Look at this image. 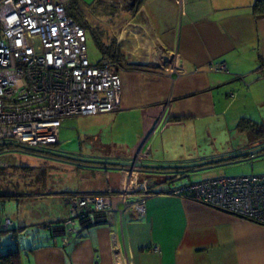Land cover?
<instances>
[{
	"label": "crops",
	"instance_id": "obj_1",
	"mask_svg": "<svg viewBox=\"0 0 264 264\" xmlns=\"http://www.w3.org/2000/svg\"><path fill=\"white\" fill-rule=\"evenodd\" d=\"M139 1L138 9L126 11L121 28L114 32L123 55L114 62L121 82L119 109L76 120L81 134L96 138L98 145H125L128 152L75 156L130 162L131 149L164 122L152 137L151 153L141 155L139 163H191L218 154L188 156L167 150L164 139H172V122L191 119L236 128L238 120L247 117L264 125V12L255 11L257 0ZM209 61H225L227 70H209ZM71 163L78 170L91 168L99 181L60 188L65 203L69 193L110 192L117 200L126 186L121 165ZM156 173H133L129 198L135 202L121 213L98 214L96 222L82 225L77 234L65 237L55 228L67 211L65 203L56 206L54 211L61 208L63 216L49 213L54 227L20 250L19 264H264V225L159 193L174 183V176L164 185ZM144 185L156 192L140 191ZM51 191L47 189V200L53 199L48 196ZM153 246L159 251H151Z\"/></svg>",
	"mask_w": 264,
	"mask_h": 264
},
{
	"label": "built area",
	"instance_id": "obj_2",
	"mask_svg": "<svg viewBox=\"0 0 264 264\" xmlns=\"http://www.w3.org/2000/svg\"><path fill=\"white\" fill-rule=\"evenodd\" d=\"M68 1L0 0V142L53 144L62 119L119 109L121 82L115 63L109 56L89 61L85 30L67 14ZM207 67L227 70L225 61H209ZM132 174L127 173L117 200L111 193L68 194L64 236L77 234L82 222H93L98 214L121 213L134 203L129 198ZM157 192L264 225V173L184 180ZM0 225L7 229L11 220L0 219ZM149 249L159 251L158 246Z\"/></svg>",
	"mask_w": 264,
	"mask_h": 264
},
{
	"label": "rangeland",
	"instance_id": "obj_3",
	"mask_svg": "<svg viewBox=\"0 0 264 264\" xmlns=\"http://www.w3.org/2000/svg\"><path fill=\"white\" fill-rule=\"evenodd\" d=\"M130 1L132 0H81V3L84 4L82 6L84 8V18L88 20L90 27L94 28L100 34L102 40L108 43L115 38L114 32L121 28L126 13L125 9ZM85 34L88 59L90 62L96 63L100 61L102 54L91 32L86 29ZM85 116H69L62 119L58 144L34 146V148L73 156L90 153L100 154L102 152H108L109 154L117 152L119 155H124V153L128 152V146H115L112 144L105 148L102 144L98 145L96 138L81 134L76 120L80 121ZM169 125L168 129L172 139H164V146L170 152L188 154V156L202 153L209 156L217 153L218 155L213 156L225 157L252 151L256 147L264 145V139L254 138L247 130L240 131L234 127V124L210 123L202 125L198 121L184 119L176 123L172 122ZM164 127V122L159 123L153 136L151 135L145 142L138 144L134 151L131 149L130 162H139L138 159L141 155L143 156V154L151 151L149 146L152 143V137L157 135ZM41 150L15 148L0 151V162H7L5 164L0 163V191L11 193V196L4 201L3 206L0 204V216L11 220L10 226L12 229L24 226L22 230L18 228L16 237L13 238L7 232L0 233L1 253L6 251L7 246L15 247L17 245L21 251L30 247L53 224L52 222L49 223L51 219H47L50 212L53 211L57 214L55 216H60L56 218L63 216L62 211H60L61 208L54 211L56 206L60 204L63 206V203H65L64 194L60 193V188L68 184L88 186L99 181L93 178V174L90 172L92 171L91 168L78 170L77 166L71 163L72 159L50 156L52 154ZM139 168L135 165L123 166L126 174L128 172L137 173L140 170ZM260 173H264V154L201 169H191L185 173V176H181L178 179V174L175 172L160 171L154 175L162 178V183L165 185L171 178H174V184H177L184 180ZM167 177L171 178L167 179ZM146 187L148 188L147 194L155 192L152 191V187L145 185L138 189L145 192ZM50 188L53 190L51 191L53 194L48 196L53 198L51 199L53 203L48 202L51 200H47V189L50 190ZM18 202L21 206L17 204ZM65 207L67 210L66 218L69 213V205L65 203ZM18 219L25 220V222L18 223ZM93 222H96V217ZM93 222H82V225Z\"/></svg>",
	"mask_w": 264,
	"mask_h": 264
},
{
	"label": "trees",
	"instance_id": "obj_4",
	"mask_svg": "<svg viewBox=\"0 0 264 264\" xmlns=\"http://www.w3.org/2000/svg\"><path fill=\"white\" fill-rule=\"evenodd\" d=\"M84 4L81 3V0H69L67 5H66V12L69 16H71L78 24H80L84 30H89L94 37V41L99 49V51L102 54V57L104 56H109L113 62L119 61L120 57L122 58L123 55L119 51V48L117 45L114 43V39L109 41L108 43L103 41L102 38L100 37V34L92 27H90L88 20L84 18L83 10L84 8L82 7ZM140 5L139 0H132L127 4V8L125 9L126 11H131L134 12L135 10L138 9ZM254 9L256 12H264V0H257L254 5ZM101 57V58H102ZM236 128L240 131L247 130L249 131L254 138L258 139H264V125L261 123L255 122L247 117H241L237 124ZM4 144H0V151H5L8 149H15V148H26L27 146L15 143L11 140H3L1 141ZM57 143V142H56ZM53 143V144H56ZM47 153V151H44ZM264 154V151H258V152H253V153H247L245 155H242L241 157L234 158V159H229L220 163H215L213 165H219L222 163H229L232 161H238L240 159H245L248 158L249 156H255V155H261ZM54 156V155H50ZM56 157V156H55ZM71 160V159H70ZM80 165H83L81 163H78ZM90 165V164H87ZM94 165V164H93ZM211 165V166H213ZM91 166V165H90ZM203 167H208V166H202L198 167L196 169H201ZM123 168V166H121ZM140 171H149V172H159V171H168V172H173V170H166V169H150V168H139ZM186 170H174L176 174H181L185 172ZM108 193V192H107ZM110 193V192H109ZM11 196V193H7L4 191H0V204L3 206V203L6 199H8ZM2 217H0L1 219ZM63 222V221H62ZM62 222L60 224H56L55 228H61L62 229ZM53 228L54 226L51 225L50 228ZM18 231L17 229H12L11 226H8L7 229H4L0 225V233L1 232H7L10 237H16V232ZM20 248L17 247H8L4 253L0 252V264H19V254H20Z\"/></svg>",
	"mask_w": 264,
	"mask_h": 264
},
{
	"label": "water",
	"instance_id": "obj_5",
	"mask_svg": "<svg viewBox=\"0 0 264 264\" xmlns=\"http://www.w3.org/2000/svg\"><path fill=\"white\" fill-rule=\"evenodd\" d=\"M0 144H4L3 142H0ZM29 150H41L37 149L34 147H26ZM41 151H47V150H41ZM258 151H264V145H261L259 147H256L252 151H248L245 153H237V154H232L229 156L225 157H217V158H212V159H206L202 161H197V162H191V163H171V164H147V163H139V162H117V161H110V160H99V159H88V158H83V157H78V156H73V155H67L64 153L56 152V151H50L48 150L47 152L58 157H66L68 159L76 160L78 162H85V163H97V164H109V165H121V166H138L140 168H150V169H166V170H188V169H196L198 167L202 166H211L215 163H220L229 159H234L241 157L242 155H245L247 153H253V152H258Z\"/></svg>",
	"mask_w": 264,
	"mask_h": 264
}]
</instances>
